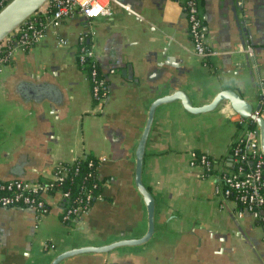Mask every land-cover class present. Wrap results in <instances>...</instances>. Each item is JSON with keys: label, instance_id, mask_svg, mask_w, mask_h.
Here are the masks:
<instances>
[{"label": "crops", "instance_id": "crops-1", "mask_svg": "<svg viewBox=\"0 0 264 264\" xmlns=\"http://www.w3.org/2000/svg\"><path fill=\"white\" fill-rule=\"evenodd\" d=\"M118 1L136 14L114 5L111 16L74 15L0 66V181H47L58 163L89 156L98 161L101 185L89 211L68 225L60 221L58 194L47 197L44 215L0 206V264H50L69 249L146 233L135 148L156 97L181 89L198 106L229 88L253 106L262 103L264 117V0H198L208 44L219 52L205 61L194 51L179 1ZM80 35L110 87L102 103L92 99L77 65ZM247 46L258 77L245 64ZM251 123L228 103L200 114L180 101L157 107L141 174L155 201L153 235L141 245L58 264H264V212L260 219L239 215L241 207L216 192L218 172L230 169L232 143ZM192 151L216 158V172L203 176L190 166Z\"/></svg>", "mask_w": 264, "mask_h": 264}, {"label": "built area", "instance_id": "built-area-1", "mask_svg": "<svg viewBox=\"0 0 264 264\" xmlns=\"http://www.w3.org/2000/svg\"><path fill=\"white\" fill-rule=\"evenodd\" d=\"M10 0H0V8ZM177 1V0H176ZM198 0H184L181 4L182 11L188 21V32L195 53L203 60L219 54L212 49L202 28V22L198 13ZM99 6L101 11L94 16L87 14L93 6ZM118 6L126 11L136 14L128 5L118 0H88L82 5L80 0H49L36 10L21 25L15 28L2 42H0V66L8 63L17 48L27 51L32 48L44 36L50 26L59 24L62 20L80 15L88 19L100 16H111L113 6ZM86 35H80L77 41L76 60L77 65L86 72L90 83L92 99L97 103L104 102L110 93V87L104 74L98 69L96 53L90 45H85ZM59 44L66 45L67 40L62 39ZM247 55H252V48L245 47ZM89 65V69L83 67ZM264 100V89L262 90ZM234 147L230 154V169L221 170L218 173V186L216 192L225 200L237 203L241 210L254 219L263 218L264 212V156L260 150L257 128L248 124L243 134L234 140ZM190 166L200 167L203 176L216 172L217 159L201 152L190 153ZM86 157L76 158L69 162H61L55 166L53 176L47 181L7 180L0 181V206L24 207L32 209L35 213L44 215L49 211L47 197L58 194L63 200L60 221L68 225L75 219L87 213L92 203L98 196L95 191L100 181L97 168L98 161L89 157L86 162L89 170L81 177L82 181L77 186V194L73 195L69 188H62L66 183L71 184L75 176L81 170L80 161ZM89 179L93 182L86 184ZM89 182V181H88ZM99 182V183H98Z\"/></svg>", "mask_w": 264, "mask_h": 264}, {"label": "water", "instance_id": "water-1", "mask_svg": "<svg viewBox=\"0 0 264 264\" xmlns=\"http://www.w3.org/2000/svg\"><path fill=\"white\" fill-rule=\"evenodd\" d=\"M49 0H10L0 8V42H2L15 28L21 25L36 10L47 3ZM246 66L252 67V72L258 77L255 60L253 55L246 54ZM124 73V71H123ZM172 83V82H171ZM162 89H166L167 85L163 84ZM180 101L182 107L191 114L206 113L215 110L223 103H228L232 110L241 118L253 122L257 126V134L259 137L260 150L264 156V117L260 114L263 105L259 103L256 106L250 104L242 98L233 89H221L216 93L213 99L203 105H193L189 96L181 89L170 91L167 94L156 97L150 104L145 126L141 133L138 144L135 148V185L139 193L142 195L147 210V231L138 238L122 239L106 245L100 246H84L66 250L58 254L50 264H58L65 258L74 256L84 252L107 253L118 247L141 245L147 242L154 233V208L155 201L151 193L142 183V165L144 160L145 144L148 138L150 127L152 124L154 112L157 107L163 104Z\"/></svg>", "mask_w": 264, "mask_h": 264}, {"label": "trees", "instance_id": "trees-1", "mask_svg": "<svg viewBox=\"0 0 264 264\" xmlns=\"http://www.w3.org/2000/svg\"><path fill=\"white\" fill-rule=\"evenodd\" d=\"M177 1H179V3H181V4L184 3V0H177ZM85 45H88V42H87V41L85 42ZM83 68H84L85 70H88V69H89V65L87 64V65H85ZM98 69H99V71H100L99 66H98ZM100 73H102V72L100 71ZM102 74H103V73H102ZM250 127L254 128V127H255V124L252 122V123L250 124ZM234 145H235V143L233 142L232 145H231V147H230V151H229L230 154L232 153V149H233ZM195 152H196L197 154H200V153H201V152H199V151H195ZM87 159H89V156L86 157V160H82V161H80V163H81V170H80V172L75 176L74 181L71 182V184L66 183V184H64V185L62 186V188H69V189L71 190V192H72L73 195H76V194H77V190H78V187H77V186L81 183L80 181H82V178H81V177H83V176L86 174V172L89 170V168H87V166H86ZM88 181H89V182H88ZM92 182H93V179H89V180H87L85 183H86V184H89V183L91 184ZM98 183H99V182H98ZM100 186H101V185L99 184L98 188H97L96 191H95V195H96V196H98V194H99Z\"/></svg>", "mask_w": 264, "mask_h": 264}, {"label": "clouds", "instance_id": "clouds-1", "mask_svg": "<svg viewBox=\"0 0 264 264\" xmlns=\"http://www.w3.org/2000/svg\"><path fill=\"white\" fill-rule=\"evenodd\" d=\"M80 2H81L82 5H84V4L88 3V0H80ZM98 10L101 11V8L99 6H95L94 5L93 8L87 12V14L90 15V16H94L97 13L100 12Z\"/></svg>", "mask_w": 264, "mask_h": 264}, {"label": "snow or ice", "instance_id": "snow-or-ice-1", "mask_svg": "<svg viewBox=\"0 0 264 264\" xmlns=\"http://www.w3.org/2000/svg\"><path fill=\"white\" fill-rule=\"evenodd\" d=\"M98 11H100V10H98Z\"/></svg>", "mask_w": 264, "mask_h": 264}]
</instances>
